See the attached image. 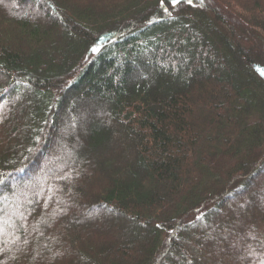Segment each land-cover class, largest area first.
Masks as SVG:
<instances>
[{"label":"trees","instance_id":"1","mask_svg":"<svg viewBox=\"0 0 264 264\" xmlns=\"http://www.w3.org/2000/svg\"><path fill=\"white\" fill-rule=\"evenodd\" d=\"M43 1L45 19L0 0V220L25 207L0 264H255L262 226L233 212L262 193L264 0ZM105 111L40 175L58 204L26 185L69 114ZM78 144L93 158L76 172L63 151Z\"/></svg>","mask_w":264,"mask_h":264},{"label":"rangeland","instance_id":"2","mask_svg":"<svg viewBox=\"0 0 264 264\" xmlns=\"http://www.w3.org/2000/svg\"><path fill=\"white\" fill-rule=\"evenodd\" d=\"M3 1V0H1ZM8 1L9 3V7L11 9V11L13 13H20L23 10L24 11H28L29 13H27L28 15L32 14L37 18H41V19H45L47 17V11L44 8V1L43 0H26L25 2H22V0H5ZM210 2V0H209ZM24 3V4H23ZM23 4V5H22ZM208 4V3H207ZM174 5V3H173ZM182 5V4H181ZM209 7V4L207 5ZM26 14V15H27ZM55 14L52 13L50 14V18H55ZM227 17V16H226ZM59 20V19H58ZM231 25H235L236 29L238 30V26L237 24L234 23V21H228V22H222V25L220 26V30L221 32L225 33L229 27ZM248 25V24H247ZM235 30V29H234ZM239 31V30H238ZM244 39H246V49L249 51L250 49H254L253 44H255L257 41V39L261 40L260 37L258 36H253L252 38L248 39L246 37V35H244ZM221 44V42H220ZM198 45L200 49L203 48H209L211 50H214V52L216 51V47L213 45L212 43H210L209 39L205 38L204 36L200 35L198 37ZM217 52V51H216ZM217 59H218V64L219 65H223V64H227V62H225L218 54L217 52ZM218 71H216L217 73ZM145 74V73H144ZM236 72L234 70H231V75L230 76H235ZM26 89H29V87H27ZM20 98H16V102L19 101ZM75 102H77L79 104V100L74 99ZM73 100V102H74ZM91 106H93L91 103L87 104V108H91ZM109 115L107 113V111L103 112V115L101 114L100 118H97L96 121L93 120V118L91 117H86L85 115H78V119H75L71 114H69L64 120H65V126L58 128L57 130V137L55 140H53L51 145H48L47 148L44 150H42V152L39 154V158L37 160V163L33 166L32 170H31V175L29 176V180L33 181L30 184L26 183V185H28V187H35L39 188L41 186V188H43V193L44 194V198L46 201L48 202H54L56 204L57 201L55 200L54 196H53V192L50 189V187L47 186V180L45 179V177L40 178L41 174H45L48 175L49 172L53 171H57L58 169V165H56L57 163L54 162V158L53 157H57L58 154L61 153L62 150H65V144L68 141V137L70 136V134H75L78 135L80 137H85L87 135L88 132V126L89 125H93L95 126V128H98L99 126L105 125L107 123V119H108ZM94 122V123H93ZM96 122V123H95ZM63 153H65V166H67L66 168L68 169H73L76 172H79L82 167L86 168V166L89 164H91L90 160L93 158V156L89 155L86 151L83 145L78 144L77 147L72 148L69 151H66ZM225 166H227V168L231 165L234 164V161L232 160H226L224 161ZM61 169V168H60ZM59 170V169H58ZM93 171L95 173H104L103 172V168L101 166H97L95 165L93 168ZM50 176H46V178H48ZM259 182V186L260 189H262V193H260V195L255 196V200H251L241 206H238V208H236L237 210L233 212V215H236L239 219H245L247 223L250 222V224H254L256 225V223L258 222L259 226H262L260 229L256 230L255 233L257 232V235L264 238V176L262 178H260L258 180ZM33 183V184H32ZM38 183V185H37ZM36 184V185H35ZM46 184V185H45ZM39 186V187H38ZM23 187V186H22ZM26 191V190H25ZM28 192V190H27ZM26 192V198L28 199L30 197H33V195H35V193ZM25 193V192H24ZM18 194V192L16 193ZM29 194V195H28ZM6 197V201L8 203H10L11 205L14 203V199L12 198H8ZM59 202V201H58ZM50 204V203H49ZM23 208H25L22 204H19L17 202L14 203V207L13 209L7 214V216H4L0 221L5 225V229L2 230L0 232V238L2 237H7L9 235H13L16 234L15 228L12 227V221L15 217H17V211L22 210ZM261 217H263L262 219H260ZM90 219H88L91 223L96 224V226H100L104 223H109L110 221L115 222L116 221V216L113 213L107 212V213H103V217L99 220V219H95L94 217H89ZM260 219V220H259ZM259 220V221H258ZM236 225L237 229L239 227V223L234 222ZM234 228L232 230H234ZM255 228V227H254ZM224 229V228H223ZM226 233V230H225ZM251 237V236H250ZM249 238V237H248ZM252 239V238H251ZM184 241H190V239L185 236L183 237ZM210 244L212 245V247H216V244L219 242L220 238L219 237H214V238H209L208 239ZM258 239H255V241H257ZM237 246V245H235ZM236 250H241L240 246L235 248ZM218 250V249H217ZM219 250H224L223 248L219 249ZM234 250V249H232ZM229 252H225V253H230V248L228 249ZM233 252V251H232ZM224 253V252H223ZM246 255V259L249 261H255V264H263L264 263V246L261 247L259 249V252H254V251H247L245 252Z\"/></svg>","mask_w":264,"mask_h":264},{"label":"snow or ice","instance_id":"3","mask_svg":"<svg viewBox=\"0 0 264 264\" xmlns=\"http://www.w3.org/2000/svg\"><path fill=\"white\" fill-rule=\"evenodd\" d=\"M173 3H179V0H172ZM189 3H191V0H188Z\"/></svg>","mask_w":264,"mask_h":264}]
</instances>
